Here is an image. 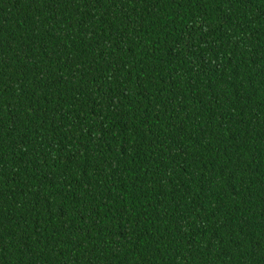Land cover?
Returning a JSON list of instances; mask_svg holds the SVG:
<instances>
[{"label": "trees", "instance_id": "1", "mask_svg": "<svg viewBox=\"0 0 264 264\" xmlns=\"http://www.w3.org/2000/svg\"><path fill=\"white\" fill-rule=\"evenodd\" d=\"M0 264H264V0H0Z\"/></svg>", "mask_w": 264, "mask_h": 264}]
</instances>
